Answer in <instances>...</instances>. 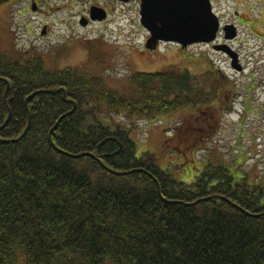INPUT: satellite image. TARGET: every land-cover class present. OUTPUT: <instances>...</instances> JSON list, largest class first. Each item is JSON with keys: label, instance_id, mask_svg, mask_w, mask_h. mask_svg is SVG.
<instances>
[{"label": "trees", "instance_id": "1", "mask_svg": "<svg viewBox=\"0 0 264 264\" xmlns=\"http://www.w3.org/2000/svg\"><path fill=\"white\" fill-rule=\"evenodd\" d=\"M14 56L0 53V264H264L263 184L210 165L179 182L131 139L136 119L225 112L223 74L138 72L118 94ZM186 123L168 141L192 154L215 129Z\"/></svg>", "mask_w": 264, "mask_h": 264}, {"label": "rangeland", "instance_id": "2", "mask_svg": "<svg viewBox=\"0 0 264 264\" xmlns=\"http://www.w3.org/2000/svg\"><path fill=\"white\" fill-rule=\"evenodd\" d=\"M38 1L44 11L41 16L30 12L28 0L23 4L11 0L0 6V53L11 58L38 56L50 71L80 68L91 77L103 79L107 88L118 94L127 91L130 77L138 72L174 68L200 77L219 71L230 82L221 89L225 112L212 114L213 109L206 108L184 119H180V112L163 120L136 119L132 124L135 139L131 134L136 155L145 151L157 155L162 167L166 163L163 168L159 166L185 184L210 165L227 168L235 181L245 176L249 184L264 185V90L260 88L264 78L263 16H253L252 20L255 30L262 34L260 40L248 26H240L237 39L224 44L237 54L243 69L236 71L228 55L205 44L182 50L176 44L162 43L155 51L147 50L148 34L140 24L136 0L124 4L113 0ZM91 5L108 6L110 16L101 22L91 21L85 16ZM214 9L221 25L235 21L232 13L236 4L230 0H215ZM252 12L257 14V8ZM82 18L88 21L86 26L80 24ZM223 40L221 35L218 42ZM182 120L187 121L182 127L188 131L202 125L215 129L212 135L206 133V144L192 154L184 150L182 139L168 141L173 134L170 128ZM172 146L180 150L174 149L178 151L175 153ZM198 162L201 166L195 167Z\"/></svg>", "mask_w": 264, "mask_h": 264}, {"label": "water", "instance_id": "3", "mask_svg": "<svg viewBox=\"0 0 264 264\" xmlns=\"http://www.w3.org/2000/svg\"><path fill=\"white\" fill-rule=\"evenodd\" d=\"M93 13L96 15L93 16ZM91 14L89 16L91 21L101 22L107 19L104 11L96 8L91 9ZM139 16L141 26L148 34L145 48L149 51L156 50L162 43L176 44L182 50L193 45L213 44L220 30V21L214 14L209 0H141ZM87 23L84 18L80 21L82 26H86ZM222 33L226 41L236 38V28L233 25L224 26ZM213 49L229 56L232 69L241 70L237 63V54L227 45H214ZM35 95L36 93H33L28 96L25 102L30 101ZM9 118L10 116L6 122ZM3 141L0 140V143Z\"/></svg>", "mask_w": 264, "mask_h": 264}, {"label": "flooded vegetation", "instance_id": "4", "mask_svg": "<svg viewBox=\"0 0 264 264\" xmlns=\"http://www.w3.org/2000/svg\"><path fill=\"white\" fill-rule=\"evenodd\" d=\"M25 1L26 0H15V2H17L18 4H23ZM28 1H29L30 12H32L34 15H38V16H41L42 13H44V11L42 9V5L40 4V2L38 0H28ZM78 1H80V0H78ZM113 1L117 2L119 4H124V3H128L132 0H113ZM209 1L211 3L212 10H213L214 14L216 16H219L214 9V1L215 0H209ZM230 1L234 4H236V9L232 13V15L235 18V21L230 22V23H224L222 25L220 23V30H219V33L217 35L216 41L213 44H205V45H208V46L213 48L214 45L215 46L216 45H224L225 42H231V41H226L225 39L221 43L218 42V38L221 37V35L224 38L223 33H222V29L226 25H233L236 28V38L234 40H236L238 37L237 32H238V27H240V26H248L250 31L257 33L258 36L255 35L254 37L260 40V35H262V34L258 33V31L255 30V28L253 27L252 20H254L253 16H256V15H260V16L264 17V0H230ZM136 2L139 6L141 3V0H136ZM255 7L257 8L258 13L253 15L252 11ZM92 8L102 10V11H104L106 16H110V14L108 12V6L107 7H103V6L101 7L98 5H95V6L91 5L85 16H91L92 15L91 14ZM95 15H96V13H93V16H95ZM245 16H249L250 18H246ZM46 27H47V25H43V28H46ZM240 68H241V70L243 69L241 65H240ZM260 85H261L260 88L264 90V78L261 80Z\"/></svg>", "mask_w": 264, "mask_h": 264}]
</instances>
